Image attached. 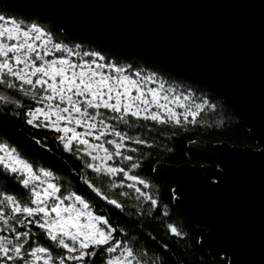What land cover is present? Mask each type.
<instances>
[{"label":"snow or ice","instance_id":"1","mask_svg":"<svg viewBox=\"0 0 264 264\" xmlns=\"http://www.w3.org/2000/svg\"><path fill=\"white\" fill-rule=\"evenodd\" d=\"M79 49L57 42L38 23L0 14V104L22 108L21 100L3 90L21 94L34 105L24 112L27 124L60 134L56 138L63 150H75L85 168L107 178L109 189L127 188L131 192L117 195L135 193L137 201L155 210L158 200L146 191L150 183L135 174L141 162L129 154L139 151L133 145L153 147L140 129L147 122L195 125L215 105L166 86L156 74L120 67L98 52ZM0 175L11 176L19 188L9 192L0 183V264H92L98 254L102 264H145L131 241L117 238L122 229L64 188L51 171L36 168L4 143ZM83 182L96 196L123 209L90 180ZM166 228L173 236H183L173 224ZM223 261L234 264L226 255Z\"/></svg>","mask_w":264,"mask_h":264},{"label":"water","instance_id":"2","mask_svg":"<svg viewBox=\"0 0 264 264\" xmlns=\"http://www.w3.org/2000/svg\"><path fill=\"white\" fill-rule=\"evenodd\" d=\"M49 20L70 38L144 60L206 88L259 146L196 140L207 165L155 163L197 246L234 264H264V0H0ZM0 129L62 169L60 159L0 116ZM218 181L214 183L213 181Z\"/></svg>","mask_w":264,"mask_h":264},{"label":"trees","instance_id":"3","mask_svg":"<svg viewBox=\"0 0 264 264\" xmlns=\"http://www.w3.org/2000/svg\"><path fill=\"white\" fill-rule=\"evenodd\" d=\"M0 14L25 23H38L51 32L57 42L65 43L69 47L79 45L81 52H98L105 57L106 62L115 63L120 67L130 66L133 71L156 74L160 80L166 82V86L171 85L185 92L190 91L195 97L207 99L215 105L214 109H207L202 113L198 118L199 122L195 125L188 124L179 127L147 122V126L140 129L143 138L152 143L153 147L133 145L139 151L129 154L135 155L141 162V167L135 171V174L150 183L151 187L146 191L158 200V207L155 210L151 208L150 203L142 200L137 201L135 193L128 197L117 195L120 191L131 192L127 188L109 189L107 178L97 177L95 173L85 168L84 160L76 154L75 150L73 152L63 150L56 138L60 134L27 124L24 112L34 105L21 94L6 89L3 91L8 92L15 99L21 100L24 106L17 108L13 104H0V116L26 137L35 141L36 145L60 159L70 169H62L60 165L40 156L27 144L2 129H0V143L15 148L21 158L32 163L36 168L51 171L55 177L59 178V183L64 188L75 191L84 197L98 214L108 218L113 227L123 230L124 234L118 232L117 238L131 241L137 254L143 257L145 264L148 262L151 264H224L223 258H212L197 246L198 231L193 224L185 221L184 216L174 206L172 199L175 196L172 185L154 175L152 169L155 163L172 166L211 164L210 160L187 150V143L196 140L206 141L210 144L224 142L229 147L247 146L254 150L259 149L256 142L250 138L247 128L238 123V119L232 111L222 100L202 86L167 73L144 60L123 56L115 51L100 48L86 40L70 38L58 28L53 27L52 23L45 18L7 10L1 5ZM140 123L146 122L141 121ZM84 179L94 183L110 199H117L123 205V209H117L96 196L83 182ZM0 183L6 184L9 192L19 191L18 185L15 184L11 176L0 175ZM165 211L168 213L167 216L163 215ZM167 224L175 225L183 233V236L171 235L166 228ZM92 264H102L99 254Z\"/></svg>","mask_w":264,"mask_h":264},{"label":"rangeland","instance_id":"4","mask_svg":"<svg viewBox=\"0 0 264 264\" xmlns=\"http://www.w3.org/2000/svg\"><path fill=\"white\" fill-rule=\"evenodd\" d=\"M148 74V73H147ZM79 130V129H78ZM70 135V134H69Z\"/></svg>","mask_w":264,"mask_h":264}]
</instances>
